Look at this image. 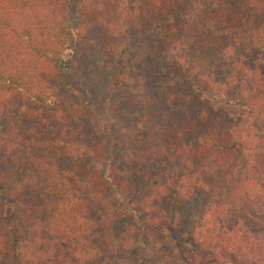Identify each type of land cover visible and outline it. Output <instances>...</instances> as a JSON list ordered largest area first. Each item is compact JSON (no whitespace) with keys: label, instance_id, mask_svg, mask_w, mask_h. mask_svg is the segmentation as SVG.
<instances>
[{"label":"trees","instance_id":"trees-1","mask_svg":"<svg viewBox=\"0 0 264 264\" xmlns=\"http://www.w3.org/2000/svg\"><path fill=\"white\" fill-rule=\"evenodd\" d=\"M0 191V264H264V0H0Z\"/></svg>","mask_w":264,"mask_h":264},{"label":"rangeland","instance_id":"rangeland-1","mask_svg":"<svg viewBox=\"0 0 264 264\" xmlns=\"http://www.w3.org/2000/svg\"><path fill=\"white\" fill-rule=\"evenodd\" d=\"M15 150H16L15 158L17 161H19L22 158L21 149H15ZM17 173H18V178H19V183H20L18 189H20L27 183V181L25 177L23 176L22 168L20 166H17ZM13 210H14V204L12 203V201H10L8 197L2 191H0V213L2 214L3 219L5 220L9 228H11L12 226L11 216H12Z\"/></svg>","mask_w":264,"mask_h":264}]
</instances>
